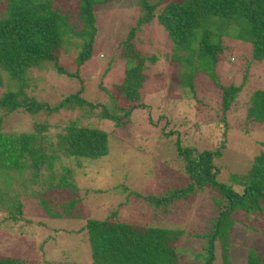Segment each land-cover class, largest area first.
<instances>
[{
    "label": "rangeland",
    "instance_id": "rangeland-1",
    "mask_svg": "<svg viewBox=\"0 0 264 264\" xmlns=\"http://www.w3.org/2000/svg\"><path fill=\"white\" fill-rule=\"evenodd\" d=\"M147 1L155 4L158 0ZM169 1L160 4L158 11ZM138 3L111 0L98 6L91 57L77 65L80 49L72 45L58 54L59 65L76 76L57 73L51 63L32 68L26 75L24 94L29 99L55 107L81 91L80 97L96 106L92 113L78 107L36 114H7L0 109L1 133H38L46 151L57 148L69 122L101 130L108 138L105 156L85 159L80 166L73 158L62 156L54 163L51 175L45 170L42 179H30L25 171L24 176L9 178L0 173V259L9 257L25 264H92L86 222L115 214L116 219L130 224L184 231L177 244L187 247L182 248V264H201L205 235L219 211L214 203L219 196L206 182L190 181L177 158L175 144L181 142L197 152H216L224 146L214 159L218 171L214 180L235 191H242L253 158L264 151V121L247 119L251 95L264 89V60H253L251 45L246 42L224 37L226 46L215 66L216 81L202 73L195 77L192 89L190 86L182 93L177 84L189 73L192 60L187 62L180 51H174L154 20L133 39L137 52L156 57L142 71L139 96L144 106L136 107V100L116 89L124 71L133 64L121 54V44L140 16ZM75 5V0H67L63 6L70 11ZM71 42L77 40L72 38ZM244 76V86L223 115L219 110L220 87L241 85ZM6 80L10 89L16 87ZM115 105L129 111L120 126L99 117L100 111H114ZM66 169L71 170V178ZM58 179L60 185L49 189L48 184L56 185ZM191 186L194 193L180 198L166 211L156 210L135 196L160 195L172 188ZM232 219L228 260L245 264L250 249L264 259V217L255 223L261 228L258 230L253 222L249 223L251 230L247 228L241 211ZM198 253L201 257L195 256ZM221 263V249L215 242L212 264Z\"/></svg>",
    "mask_w": 264,
    "mask_h": 264
},
{
    "label": "trees",
    "instance_id": "trees-1",
    "mask_svg": "<svg viewBox=\"0 0 264 264\" xmlns=\"http://www.w3.org/2000/svg\"><path fill=\"white\" fill-rule=\"evenodd\" d=\"M66 1L0 0V109L3 112L53 113L62 108L78 107L89 113L96 107L80 97L81 91L55 107L36 102L24 94L26 75L30 69L40 67L43 63H51L57 73L77 75L66 71L58 63V54L67 46H79L75 58L79 66L91 57L97 34L96 9L111 0H75L76 5L70 11L63 6ZM164 1L150 4L147 0H138L140 16L121 44V54L132 59L133 64L124 71L123 80L116 89L124 97L136 100V107L144 106L139 96V88L144 81L142 71L146 63L155 62L156 57L143 56L137 52L133 47V39L143 26L154 20L166 33L174 51H180L185 61L192 60L189 73L182 75V81L177 84L182 93L185 88L191 86L192 89L195 77L202 73L216 81L215 66L226 46L222 43L224 37L250 44L252 59L264 60V0H172L158 11ZM74 16L76 19L72 22ZM72 38L77 43H72ZM6 77L15 83L14 89L7 86ZM245 81L244 76L241 85L220 87L219 110L223 115L229 110ZM128 113L115 105L114 111L102 110L99 117L120 126L125 123L123 120ZM247 119L264 121V89H257L251 95ZM65 132L60 136L57 148L51 147L49 151L41 146L38 133L6 135L0 132V173L8 178L10 175L15 177L16 174L27 173L30 179H42L44 171L50 173L54 163L62 156L73 158L75 164L80 166L85 159H99L107 153L108 138L105 132L80 127L74 122H69ZM175 147L177 158L182 161L190 181L193 184L206 182L219 196L214 200L219 211L205 235L207 242L202 246L204 257L201 258V264L214 262L215 242L221 249V264H234L227 258L229 239L234 228L232 215L241 211L243 222L250 230V222L255 224L264 217V151L253 158L242 191H235L231 186L214 180L218 172L214 159L218 158L224 146L216 152H197L181 142H177ZM66 170L71 178V170ZM61 180L58 179L56 185L49 183V189L59 186ZM192 193L193 186L172 188L160 195L135 193V196L156 210L166 211L174 202L180 198L186 199ZM255 225L257 230L261 229ZM84 228L92 264H182V248H187L177 246L184 235L182 230L130 224L116 219L115 214L101 220L89 219ZM195 256L201 257L200 253ZM0 264L25 263L7 257L1 258ZM245 264H264V259L256 250L250 249Z\"/></svg>",
    "mask_w": 264,
    "mask_h": 264
}]
</instances>
